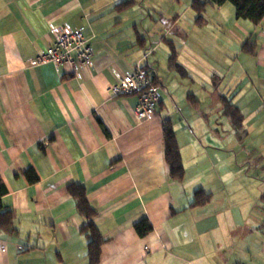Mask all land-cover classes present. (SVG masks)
Returning <instances> with one entry per match:
<instances>
[{"label":"crops","instance_id":"crops-1","mask_svg":"<svg viewBox=\"0 0 264 264\" xmlns=\"http://www.w3.org/2000/svg\"><path fill=\"white\" fill-rule=\"evenodd\" d=\"M192 1L0 0L1 204L14 216L0 264H89L73 183L96 211L97 264H264V17L237 18L226 1L198 22ZM62 23L82 27L93 64L30 65ZM136 65L159 88L150 120L136 118V94L109 90L112 68ZM164 120L182 179L164 162Z\"/></svg>","mask_w":264,"mask_h":264},{"label":"trees","instance_id":"trees-1","mask_svg":"<svg viewBox=\"0 0 264 264\" xmlns=\"http://www.w3.org/2000/svg\"><path fill=\"white\" fill-rule=\"evenodd\" d=\"M226 1L233 4L235 16L237 18L248 19L252 23L258 24L264 17V0H193L192 7L198 14L197 21L199 22L201 19V14L207 4L220 6ZM248 39H246L243 43L242 48L244 50H248ZM248 51L251 52V49ZM224 112L232 118L233 126L236 128L240 126V116L238 114V110L233 105L226 102L224 104ZM163 124L165 165L171 177L182 179L184 176V166L174 132L168 120H164ZM25 175L27 180L31 183L37 181L38 179L37 175L31 169H28L25 172ZM67 190L75 201L77 212L84 220L80 230L85 233L88 238L86 250L88 262L89 264H97L100 256V246L104 239L92 221V217L96 214V211L87 200L85 187L80 184L73 183L67 186ZM6 192V186L3 180L0 179V231L13 232V213L10 209L3 207L1 204V197L6 194ZM208 198L209 194L204 193L202 190H197L194 193V200L191 204L203 205L208 201ZM134 228L140 236H144L151 231L152 226L147 219H142L134 225Z\"/></svg>","mask_w":264,"mask_h":264},{"label":"built area","instance_id":"built-area-1","mask_svg":"<svg viewBox=\"0 0 264 264\" xmlns=\"http://www.w3.org/2000/svg\"><path fill=\"white\" fill-rule=\"evenodd\" d=\"M49 28L52 35L51 45L29 59L30 65H39L44 62H52L55 65L67 64L74 73L78 65L91 66L93 64L94 52L83 34L82 27L62 23L50 24ZM112 75L114 81L109 87L112 97L136 94L138 97L134 108L136 118L150 120L156 115L160 92L147 69L140 65H136L133 71L112 68ZM261 99L264 104V90ZM2 250H4V245L0 241V251Z\"/></svg>","mask_w":264,"mask_h":264}]
</instances>
